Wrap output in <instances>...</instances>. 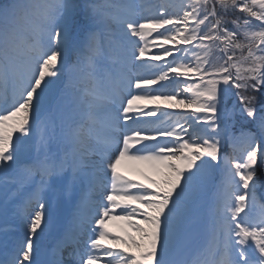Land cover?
Returning a JSON list of instances; mask_svg holds the SVG:
<instances>
[{
	"label": "snow or ice",
	"instance_id": "6c2138e0",
	"mask_svg": "<svg viewBox=\"0 0 264 264\" xmlns=\"http://www.w3.org/2000/svg\"><path fill=\"white\" fill-rule=\"evenodd\" d=\"M261 176L264 0H0V264H264Z\"/></svg>",
	"mask_w": 264,
	"mask_h": 264
},
{
	"label": "bare ground",
	"instance_id": "6f19581e",
	"mask_svg": "<svg viewBox=\"0 0 264 264\" xmlns=\"http://www.w3.org/2000/svg\"><path fill=\"white\" fill-rule=\"evenodd\" d=\"M166 101L160 100L159 104H166ZM176 112L180 114V116H185L188 115L191 112V109H183V108H176ZM142 167L145 169V173L150 176L152 179H156V180H160L161 177L154 175L148 168L146 165H142ZM122 170L124 171V174L127 175L131 180L134 179L133 182H138L141 184H148V180L145 179V176L142 174H134V172L129 171L125 165L122 166ZM150 190H152V186L149 185ZM135 206V205H133ZM138 219V218H137ZM135 222V221H133ZM109 228L112 231L113 234H119L121 236L124 235V231H126L128 234L135 236L136 233L130 229V228H126L124 226V222L123 221H112L109 224ZM124 229V231H121V229ZM120 247H123V245H121ZM102 264V263H101Z\"/></svg>",
	"mask_w": 264,
	"mask_h": 264
}]
</instances>
